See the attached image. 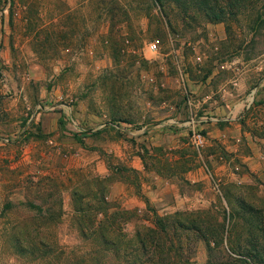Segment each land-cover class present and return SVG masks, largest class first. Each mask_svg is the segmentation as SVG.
Masks as SVG:
<instances>
[{
	"label": "rangeland",
	"instance_id": "374dc122",
	"mask_svg": "<svg viewBox=\"0 0 264 264\" xmlns=\"http://www.w3.org/2000/svg\"><path fill=\"white\" fill-rule=\"evenodd\" d=\"M250 239L264 0H0V264H243Z\"/></svg>",
	"mask_w": 264,
	"mask_h": 264
},
{
	"label": "trees",
	"instance_id": "16d2710c",
	"mask_svg": "<svg viewBox=\"0 0 264 264\" xmlns=\"http://www.w3.org/2000/svg\"><path fill=\"white\" fill-rule=\"evenodd\" d=\"M156 3L163 4V0H154ZM211 5L209 8H212ZM221 12L214 11L213 12V19H218L220 17ZM60 125L63 126V119H59ZM72 135L77 139L80 140L81 133L80 132H73ZM241 208H243V211H251L255 210L256 212L259 211V208L253 207L251 204H246L245 201H241ZM255 243V242H254ZM253 243V241L250 239V241L244 245L239 247L243 248L244 250H240V254H242L241 258L239 260H243V264H264V246L258 245L257 246ZM252 246V247H251Z\"/></svg>",
	"mask_w": 264,
	"mask_h": 264
},
{
	"label": "built area",
	"instance_id": "2783aa9c",
	"mask_svg": "<svg viewBox=\"0 0 264 264\" xmlns=\"http://www.w3.org/2000/svg\"><path fill=\"white\" fill-rule=\"evenodd\" d=\"M148 47L150 50L156 49L157 48V41L156 40L150 41ZM193 139L197 144H202V136L200 133H194Z\"/></svg>",
	"mask_w": 264,
	"mask_h": 264
}]
</instances>
